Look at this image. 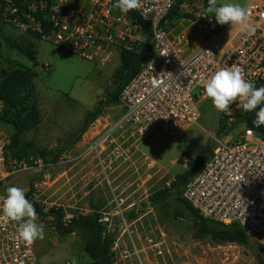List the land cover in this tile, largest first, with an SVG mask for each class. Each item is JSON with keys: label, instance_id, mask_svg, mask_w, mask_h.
<instances>
[{"label": "built area", "instance_id": "obj_1", "mask_svg": "<svg viewBox=\"0 0 264 264\" xmlns=\"http://www.w3.org/2000/svg\"><path fill=\"white\" fill-rule=\"evenodd\" d=\"M176 2L142 0V8L131 15L113 9L115 0H0L4 24L99 66L119 58L122 51L153 48L152 58L121 91V114L95 143L103 170L113 169L125 151L137 150L157 130L177 140L196 124L195 106L210 99L204 83L215 71L236 63L256 87L264 83V0H247L245 5L250 12L247 24L255 27L252 35L245 30L247 24L210 31L218 23L213 16H204L207 0H186L179 16L166 22ZM237 103L230 106V113H222L227 128L243 111ZM4 107L0 101V114ZM232 132L213 137V152L185 185L182 199L203 219L237 225L250 240H259L264 237V137L244 127L235 139L227 140ZM8 145L0 128V197L19 173L33 168V163L43 166L39 158L27 163L9 157ZM44 184L43 180L34 184L33 194ZM113 203L120 208L119 202ZM70 219L66 214L65 220ZM143 219L138 212L101 216L105 233L114 235L112 264H192L165 230H143ZM0 264H39L34 244L18 241L15 222H0Z\"/></svg>", "mask_w": 264, "mask_h": 264}, {"label": "rangeland", "instance_id": "obj_2", "mask_svg": "<svg viewBox=\"0 0 264 264\" xmlns=\"http://www.w3.org/2000/svg\"><path fill=\"white\" fill-rule=\"evenodd\" d=\"M225 2L245 6L247 0H218V4ZM225 25L218 24L210 31L217 32ZM0 26V80L16 69L30 70L34 74L40 118L38 126L21 132L18 145L9 154L21 156L27 163L37 158L43 161L42 167H34L33 163V168L10 180L5 192L11 186L23 188L31 203L46 212L53 208L62 210L70 218L138 212L144 217L143 230H165L181 245L180 252L192 264H198L197 261L259 264L256 255L264 257V237L251 240L248 245L216 244L210 237L198 239L195 237L197 220L182 202L186 183L177 182V177L191 170V161L204 147L214 146L213 137L220 136L222 113L215 109L211 99L195 106L199 119L179 139L157 130L140 142L137 150L125 151L113 169L107 168L106 162L107 170H103L95 143L108 124L121 114L117 103H106L117 87L115 73L121 65L120 57L99 66L33 34L23 35L13 25L1 21ZM7 38L37 49L38 64L10 48L5 42ZM99 104H104L101 116L79 136L87 114ZM0 128L10 145L16 133L14 127L0 122ZM238 132L239 128L226 139H235ZM42 180L45 184L33 194L34 184ZM161 191L168 192L167 199L160 205L151 204V198ZM116 201L120 208L113 203ZM37 223L45 226V238L34 243L39 264H71L73 259L76 264L90 261L85 253L87 230L60 235L53 218L45 215H38Z\"/></svg>", "mask_w": 264, "mask_h": 264}, {"label": "trees", "instance_id": "obj_3", "mask_svg": "<svg viewBox=\"0 0 264 264\" xmlns=\"http://www.w3.org/2000/svg\"><path fill=\"white\" fill-rule=\"evenodd\" d=\"M186 0H177L174 9L166 19V22H172L175 17L179 16L180 6ZM208 6V0H207ZM134 15L132 11L129 12ZM139 22L138 17L134 16ZM1 24V19H0ZM1 31V26H0ZM36 38V36H34ZM6 44L13 50L18 51L21 55L25 56L29 61L37 65L38 50L30 44L19 43L13 39L7 38ZM154 55V50L151 46H145L140 52L122 51L120 53L121 65L115 73L116 89L110 94L107 104L119 103V96L124 87L137 75L141 66L147 63ZM264 86V83L259 87ZM0 101L5 105L4 110L0 114V122L7 125H12L16 131L11 144L8 146V151H12L19 143V137L23 130L40 124L39 110L36 106V89L34 85V74L25 68H19L14 71L6 73L2 80H0ZM104 104H99L96 110L87 114L84 125L79 132L82 136L93 122L102 114ZM258 111V108L255 110ZM255 111L245 112L244 110L239 115V120L229 126L231 131H235L244 127L256 131L259 135L264 137L263 126L256 128L252 121L255 119ZM228 127V128H229ZM223 119L220 121L219 134L228 133V129ZM214 146L204 147L199 154L191 162V170L185 174L177 177V182H185L186 184L205 166L210 155L212 154ZM9 157L18 161L22 160L21 156L12 153ZM44 157V155H43ZM168 197V192L161 191L150 200L153 205L162 204ZM28 199V197L26 196ZM30 201V200H29ZM187 208L197 220L195 237L202 239L210 237L216 244L231 243L248 245L251 240L237 226H222L218 223L209 222L203 219L199 213L187 204ZM35 207L37 215H45L53 218L55 229L60 235H71L78 229H84L88 232V240L85 245V253L90 261L86 264H112L113 254L111 247L114 242L113 234H106L103 223L101 222L100 214H88L75 217L70 220H65V215L62 210L55 208L44 211L39 205L32 203ZM259 264H264V257L260 254L256 255Z\"/></svg>", "mask_w": 264, "mask_h": 264}, {"label": "clouds", "instance_id": "obj_4", "mask_svg": "<svg viewBox=\"0 0 264 264\" xmlns=\"http://www.w3.org/2000/svg\"><path fill=\"white\" fill-rule=\"evenodd\" d=\"M142 6V0H115L112 8L127 14ZM205 13V17L214 15L218 24H230L231 27H245L250 17L247 7L239 3L218 4V0H208ZM245 30L250 35L255 33V27L250 24H247ZM204 89L215 109L221 113H230V106L235 102L245 112H253L258 108L252 123L256 128L264 126V86L256 87L254 82L247 80L240 64L233 63L230 67L215 71L204 83ZM37 220V212L26 198L25 190L17 186L8 187L6 195L0 197V222H15L18 241L31 246L45 238V226L37 223ZM71 264H76V260L73 259Z\"/></svg>", "mask_w": 264, "mask_h": 264}]
</instances>
